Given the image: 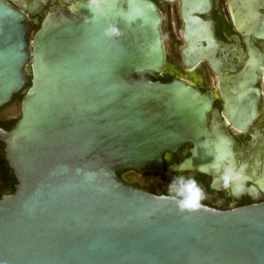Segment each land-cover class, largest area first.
<instances>
[{
	"label": "water",
	"instance_id": "1",
	"mask_svg": "<svg viewBox=\"0 0 264 264\" xmlns=\"http://www.w3.org/2000/svg\"><path fill=\"white\" fill-rule=\"evenodd\" d=\"M64 2L27 39L25 14L0 0V109L22 94L8 109L17 121L0 132L16 179L0 197V264H264V201L181 210L180 198L118 175L160 172L164 154L186 142L190 155L171 170L219 174L235 156L233 139L208 124L211 97L157 78L165 50L155 4ZM30 6L31 16L43 8ZM202 25L186 26L188 64ZM257 60L223 90L242 128L256 113Z\"/></svg>",
	"mask_w": 264,
	"mask_h": 264
},
{
	"label": "flooded vegetation",
	"instance_id": "2",
	"mask_svg": "<svg viewBox=\"0 0 264 264\" xmlns=\"http://www.w3.org/2000/svg\"><path fill=\"white\" fill-rule=\"evenodd\" d=\"M4 1L21 10L27 17V39L30 33L38 30L49 9L65 4L64 0ZM151 1L161 17L160 32L164 50L161 9L163 4L170 3L166 8L170 9L175 25L176 36L172 29L171 31L175 36L173 45L179 61L178 63L167 57L165 50V65L157 78L161 82L178 79L207 93L211 97V109L207 112L208 124L210 127L216 126L218 132L233 139L235 156L222 162L219 174L171 170L173 165L190 155L189 150L193 144L186 142L176 152L164 154L160 172L138 173L133 169H126L118 172V175L125 180L127 177L132 178L134 185L151 193L180 199H183L180 193L184 184L191 177L203 191V199L197 204L217 210H229L264 201V0ZM41 3L43 8L38 14L31 16L29 5ZM194 18L201 20L203 25L195 28L192 38L196 42L194 47L197 56L188 64L184 59V51L190 45L185 29ZM166 31L167 34L171 33L169 28ZM250 57L258 59V79L254 86L259 89V98L254 118L242 128L229 119L226 106L232 94L223 90L229 80L242 75ZM21 97V92L14 94L12 101L0 109V132H8L17 121L18 117L10 115L8 109ZM2 139L3 135L0 133V197L12 193L16 185L13 171L5 158ZM174 178L182 179L173 183Z\"/></svg>",
	"mask_w": 264,
	"mask_h": 264
},
{
	"label": "clouds",
	"instance_id": "3",
	"mask_svg": "<svg viewBox=\"0 0 264 264\" xmlns=\"http://www.w3.org/2000/svg\"><path fill=\"white\" fill-rule=\"evenodd\" d=\"M177 179L182 178H174L173 183H175ZM171 188L172 185L170 184V191ZM180 195L183 197V199H181L178 204V207H180L181 210L193 209L197 205L198 201L203 199L202 189L199 187L197 182L191 177L187 178V183L184 184L183 191L180 193Z\"/></svg>",
	"mask_w": 264,
	"mask_h": 264
},
{
	"label": "rangeland",
	"instance_id": "4",
	"mask_svg": "<svg viewBox=\"0 0 264 264\" xmlns=\"http://www.w3.org/2000/svg\"><path fill=\"white\" fill-rule=\"evenodd\" d=\"M170 6V3H166L162 5V14H163V20H162V24H161V28H162V33L164 35V45H165V50H166V55L167 57L174 59L176 62L179 63L178 59L176 58V53L174 50V41L173 38H175L176 34H175V25L174 22L172 20V15H171V11L170 9L166 8V5ZM167 28H169V30L174 32L175 36L173 37L172 31L171 33L167 34ZM165 33L167 34V36H165ZM171 34V35H169Z\"/></svg>",
	"mask_w": 264,
	"mask_h": 264
},
{
	"label": "bare ground",
	"instance_id": "5",
	"mask_svg": "<svg viewBox=\"0 0 264 264\" xmlns=\"http://www.w3.org/2000/svg\"><path fill=\"white\" fill-rule=\"evenodd\" d=\"M30 7H33V5H31ZM170 67V66H169ZM217 95V93H215Z\"/></svg>",
	"mask_w": 264,
	"mask_h": 264
},
{
	"label": "trees",
	"instance_id": "6",
	"mask_svg": "<svg viewBox=\"0 0 264 264\" xmlns=\"http://www.w3.org/2000/svg\"><path fill=\"white\" fill-rule=\"evenodd\" d=\"M27 86H28V84H27Z\"/></svg>",
	"mask_w": 264,
	"mask_h": 264
}]
</instances>
